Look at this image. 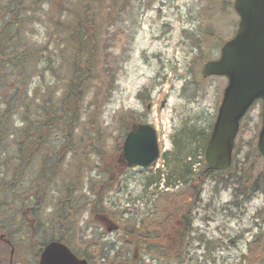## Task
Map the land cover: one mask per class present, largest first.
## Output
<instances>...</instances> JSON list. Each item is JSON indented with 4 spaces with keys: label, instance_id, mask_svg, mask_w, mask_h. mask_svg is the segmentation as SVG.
<instances>
[{
    "label": "rangeland",
    "instance_id": "obj_1",
    "mask_svg": "<svg viewBox=\"0 0 264 264\" xmlns=\"http://www.w3.org/2000/svg\"><path fill=\"white\" fill-rule=\"evenodd\" d=\"M80 1L61 0L67 20L71 21L79 11ZM6 2L0 0V14ZM86 2L87 7L100 6L102 12L97 16V23L103 27L98 39L102 41L104 82L93 89L97 95L93 96V87L83 95L77 108L79 122L73 125L72 140H57L59 130L56 125L55 128L49 125L44 141L46 146L51 145V153L53 150L61 152L56 158L60 160L61 177L80 175L74 198L78 201L82 198L80 193L86 195L80 202L84 207L80 209V224L71 232L73 248L81 250L87 246L89 250L88 241H98L112 248L110 258L119 251L116 258L119 261L130 257L123 230L129 219L131 223L138 224L145 220L144 223L150 224L157 233L164 228L161 233L164 240H168L167 237L172 234L178 204L166 207L160 197L163 192L170 193L171 198L176 200L178 198L172 193L182 186L166 189L162 182L155 179L160 171L162 178L167 177L169 167L164 155L173 150L175 140L183 143L182 139L190 137L194 129L211 133L228 79L221 76L204 77L202 67L207 60L220 57L224 42L237 32L240 17L234 8L235 0H119L120 7L115 17L108 16L109 0H105L103 5L97 0ZM54 6L60 7L59 4ZM35 7L33 13L28 11L29 26H34L45 41L53 5L48 0H39ZM67 74L68 67H64L63 77ZM63 77L55 80L47 76L45 80L46 84L52 85V104L55 106L57 97L64 91ZM41 83L43 80L34 75L20 87L22 93L35 90L32 113H39L41 101H44L45 93L40 91L38 85ZM0 85L2 87L4 84ZM29 97H33L32 91ZM24 101L21 98L19 103ZM85 110L88 112L85 113ZM10 119L17 121L19 118L14 115ZM134 120L150 123L158 132L161 156L155 165L148 168L122 167L119 163L122 152L119 147ZM262 122L263 102L257 101L242 121L234 151L239 152L243 160L250 156L252 161H239L237 172L253 162H256L254 171L264 166V157L258 156L257 148ZM69 133L71 135V129ZM24 134L23 131L18 139L11 141H16L13 146L24 144L26 151ZM92 134L97 137H92ZM62 142H72V145L68 148H64L67 145L55 147V143L60 145ZM189 143L185 146L188 147ZM198 144L202 162L197 165V171L207 167V144L204 147L203 143ZM198 144L193 149H198ZM35 150L37 153L32 156L33 176L47 147L38 145ZM79 159L82 162L76 163ZM97 164L99 167L95 169ZM74 167H79V170ZM4 168L1 166L0 172L5 171ZM110 177L114 178L109 184L112 188L104 190L103 185L110 181ZM2 178L0 176V182H3ZM226 179L216 181L213 175L204 179L202 201L191 215V233L181 242L180 253L185 256L183 262L174 259L176 251L170 250L162 254L136 255L134 260L137 264H264V257L257 256V251L254 252L256 256L249 255L250 249H255V243L248 244L255 239L264 243V192L253 191L247 185L236 194L234 180L230 176ZM100 187L104 203L102 205L101 202L99 206L105 209L97 205L99 214L92 213L93 194ZM5 199L4 193L0 194V200ZM19 201L20 206L14 202L0 209V222L5 220V223H12L7 233L15 249L13 264H31L37 243H27L15 233L17 224L13 219L17 215L16 209L19 208V215L23 208ZM122 210L126 212L123 221L119 217ZM104 215L108 218L106 225L101 218ZM114 224L120 228L109 231L108 227ZM180 225L183 229L184 222ZM10 252L11 247L0 240V264H9ZM95 264L100 263L96 261Z\"/></svg>",
    "mask_w": 264,
    "mask_h": 264
},
{
    "label": "trees",
    "instance_id": "obj_2",
    "mask_svg": "<svg viewBox=\"0 0 264 264\" xmlns=\"http://www.w3.org/2000/svg\"><path fill=\"white\" fill-rule=\"evenodd\" d=\"M48 1L53 5V9L47 28L48 33H45L46 37L44 36L45 41L42 34H37L34 26H29L28 11L33 13L39 0H7L0 14V55H2L0 84H4L2 87L0 85V167H5V171L0 172L4 182H0V189H2L0 194L4 193L7 197L4 201L0 200V209L14 202L19 203L20 206L19 200H21L23 208L19 215V208L16 209L17 215L13 220L17 227L14 228L18 234L28 233L29 236L25 235V237L33 244L37 243L38 254L52 239H60L72 246L71 232L76 230L78 223L80 224V209L84 208L80 202L86 196L80 193L81 199L77 201L74 198L78 191L76 186L80 175L74 174L69 178L60 176L61 164L56 158L61 152L53 150L51 153V145L46 146L44 141V138H47L46 127L51 125L55 128L56 125L59 130L57 140L58 138L72 140L73 125L79 122L77 108L81 104L83 95L91 87H93L92 90L98 88L104 82L102 77L105 73L101 65L102 41L98 39L103 28L102 24L97 23V16L102 14L100 6L87 7L86 0H82L79 11L70 21L64 15L61 0ZM97 1L103 5L105 0ZM54 4H59L60 7L56 8ZM119 7V0H109L110 14L108 16L115 17ZM108 20L111 19L108 17ZM53 36L56 38L54 39ZM64 67H68L66 77H63ZM34 75L43 80V83L38 85L40 91L45 93L39 113H32L31 105L34 103L35 90L31 89L23 93L20 91L21 84H27ZM47 76L55 80L59 77L65 78L64 91L60 97H57L56 106L52 104V85L45 83ZM92 90L93 96L97 95V92ZM31 91L32 98L29 97ZM21 98L25 101L20 104ZM86 112L88 110H85ZM14 115L19 118L17 121L10 119ZM139 122L134 120L127 130ZM23 131L26 151L23 149L24 144L17 143L13 146L16 141H11L18 139ZM190 134V137L182 139L183 143L180 140L174 141L173 150L164 155L169 167L167 177L162 178L160 171L155 179L159 183L162 182L166 189L182 186L181 189L172 193L178 199L173 200L170 193L164 192L160 197L166 207L178 204V212L171 228L172 234L167 237L168 240L162 238L161 233L165 230L164 228H161V233H157L156 229H151L150 224L144 223L145 220L139 225L136 222L131 223L132 220L129 219V223L123 226L129 258L116 261L119 251L110 258L109 253L112 248L94 240L88 241L90 243L88 246L91 247L89 250L87 246L81 250L73 248L77 253L87 257L91 264H95L96 261L100 264H137L134 260L136 255L141 257L144 254L152 255L153 252L162 254L164 251L171 250L176 251L174 259L183 262L185 256L180 253L181 242H184L191 233V215L194 208L202 201L204 179L213 175L217 181L225 180L230 176L234 180L236 194L240 188L244 190L247 185H250L253 191H264V166L254 171L256 162H253L247 168L237 172L239 161L244 162L246 159L249 162L252 161L250 156L243 160L239 157V152H234L233 165L226 171H208L207 167L197 171V165L202 162L199 159L198 143H203L202 147H204L211 133L205 134L194 129ZM92 137L97 135L92 134ZM188 141L190 143L186 147ZM196 144L198 149H193ZM38 145L42 148L47 147V150L42 152L38 167L36 165L37 173L33 176L32 156L37 153L35 148ZM61 145H67L64 148H68L72 142H62L60 145L55 143L57 148ZM258 156L262 157L260 154ZM78 162L82 160L79 159L76 163ZM98 167L97 164L95 169ZM75 169L79 170V167ZM60 178L63 180L60 181ZM113 180L114 178L110 177V181L103 185L104 190H111L112 187L109 184H112ZM101 193L100 187L99 191L93 194L92 213L99 214L97 205L104 203ZM180 197L182 199L179 201ZM172 203L175 205H171ZM99 208L105 209L100 206ZM27 210L29 215L26 213ZM125 214L124 210L119 214L122 221ZM183 222L182 229L180 224ZM0 225L6 231L12 227V223H5V220H2ZM122 243L124 245L123 241Z\"/></svg>",
    "mask_w": 264,
    "mask_h": 264
},
{
    "label": "water",
    "instance_id": "obj_3",
    "mask_svg": "<svg viewBox=\"0 0 264 264\" xmlns=\"http://www.w3.org/2000/svg\"><path fill=\"white\" fill-rule=\"evenodd\" d=\"M235 7L240 14L237 34L223 45L219 59L206 62L202 68L206 77L228 78L206 148L208 170H225L231 166L241 119L256 100L262 99L264 103V0H236ZM258 150L264 156V110ZM159 155L158 135L152 125L137 124L127 134L122 160L129 167L151 166ZM113 229L117 226L108 228L109 231ZM40 264L89 262L78 257L66 244L55 240L45 246Z\"/></svg>",
    "mask_w": 264,
    "mask_h": 264
},
{
    "label": "flooded vegetation",
    "instance_id": "obj_4",
    "mask_svg": "<svg viewBox=\"0 0 264 264\" xmlns=\"http://www.w3.org/2000/svg\"><path fill=\"white\" fill-rule=\"evenodd\" d=\"M123 166H126V164L123 163ZM263 191V190H262ZM264 192V191H263ZM0 235L1 234V229H0ZM4 235V238L2 236V238L0 237V240L6 244L8 247H12L13 244H12V241L8 238L7 234H3ZM259 236V235H258ZM258 241H259V244H258ZM251 240L248 244H250L251 242H254L255 243V249L253 250V248H251V252H250V256H256V254L254 253L255 251H257V256H259L260 258L264 257V243H261L260 240ZM263 242V241H262ZM251 245V244H250ZM41 255V254H40ZM40 255H35L34 258L32 259L33 262H31V264H39V261H40ZM14 262V258H12V256L10 257V260H9V263Z\"/></svg>",
    "mask_w": 264,
    "mask_h": 264
}]
</instances>
